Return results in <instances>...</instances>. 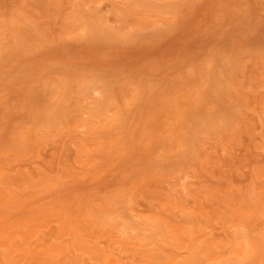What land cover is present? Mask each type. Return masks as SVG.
<instances>
[{
	"label": "rangeland",
	"instance_id": "374dc122",
	"mask_svg": "<svg viewBox=\"0 0 264 264\" xmlns=\"http://www.w3.org/2000/svg\"><path fill=\"white\" fill-rule=\"evenodd\" d=\"M0 264H264V0H0Z\"/></svg>",
	"mask_w": 264,
	"mask_h": 264
},
{
	"label": "bare ground",
	"instance_id": "6f19581e",
	"mask_svg": "<svg viewBox=\"0 0 264 264\" xmlns=\"http://www.w3.org/2000/svg\"><path fill=\"white\" fill-rule=\"evenodd\" d=\"M157 235V234H156Z\"/></svg>",
	"mask_w": 264,
	"mask_h": 264
}]
</instances>
